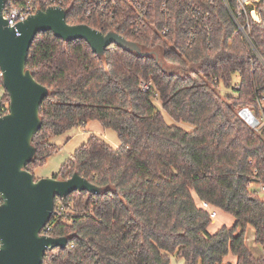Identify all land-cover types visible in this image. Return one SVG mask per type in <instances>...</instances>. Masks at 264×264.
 Here are the masks:
<instances>
[{"label": "trees", "instance_id": "trees-1", "mask_svg": "<svg viewBox=\"0 0 264 264\" xmlns=\"http://www.w3.org/2000/svg\"><path fill=\"white\" fill-rule=\"evenodd\" d=\"M229 6L237 14L235 0ZM67 8L68 24L116 31L157 51L159 60L116 44L100 57L82 39L37 33L27 67L50 93L40 107L37 154L27 170L58 151L50 138L90 120L120 139L114 147L91 133L53 176L78 172L105 190L56 197L42 233L69 242L47 251L43 264H172L173 256L184 264H234L226 261L230 254L235 264H264V253L256 256L246 244L252 226L264 252V199L251 186L264 185V125L256 129L240 114L250 108L264 120V0L250 9L248 37L225 0L206 5L211 25H195L184 9L170 20L157 14L154 25H132L87 15L83 0H67ZM165 26L170 32L162 36ZM221 86L235 93L223 94ZM9 104L5 91L0 117ZM196 197L235 216V224L210 233L213 219Z\"/></svg>", "mask_w": 264, "mask_h": 264}, {"label": "water", "instance_id": "water-1", "mask_svg": "<svg viewBox=\"0 0 264 264\" xmlns=\"http://www.w3.org/2000/svg\"><path fill=\"white\" fill-rule=\"evenodd\" d=\"M4 7L5 0H0V69L10 98L8 113L0 117V264H43L47 251L65 248L69 242L66 236L42 234L53 215L56 197L84 190L100 194L105 188L78 172L67 179H36L26 168L37 154L33 139L42 126L40 107L50 93L27 67L37 33L51 31L64 41L82 39L100 57L112 44L140 56L154 54L157 60L159 54L143 50L116 31L105 34L86 24L70 25L67 10L59 7L39 10L12 27L4 17ZM244 110L252 114V118H244L255 128L259 120L252 110Z\"/></svg>", "mask_w": 264, "mask_h": 264}, {"label": "built area", "instance_id": "built-area-1", "mask_svg": "<svg viewBox=\"0 0 264 264\" xmlns=\"http://www.w3.org/2000/svg\"><path fill=\"white\" fill-rule=\"evenodd\" d=\"M88 3L86 10L87 15L104 17L114 23L118 18L125 19L132 25H154V21H158L157 14H164L169 17V20L174 16V13L180 9L188 11L192 18L197 22L195 25H211L210 10L206 8L208 3H213L214 0H83ZM229 11L237 24L238 31L244 33L248 37V32L251 30L250 9L254 5L255 0H235L237 6V14L234 13L230 6L229 0H225ZM50 7H59L67 10V0H5L4 17L9 22V25L15 27L18 23L24 22L30 16L34 15L39 10H47ZM252 16L256 18V12H252ZM238 17L244 19L241 24ZM165 25V24H164ZM170 25V24H166ZM170 32V28L165 26L161 35L166 36ZM192 32V31H191ZM3 73L0 69V77ZM150 84L141 83L143 89H148ZM244 109L240 111L244 118ZM246 118V117H245ZM244 118V119H245ZM246 120V119H245ZM247 121V120H246ZM248 122V121H247ZM261 190L264 191V185H261ZM259 193V191H258ZM1 198V197H0ZM2 200V199H1ZM198 205L206 210L210 217H216L217 212L213 210L211 203L205 200L198 199ZM43 234V233H42Z\"/></svg>", "mask_w": 264, "mask_h": 264}, {"label": "rangeland", "instance_id": "rangeland-1", "mask_svg": "<svg viewBox=\"0 0 264 264\" xmlns=\"http://www.w3.org/2000/svg\"><path fill=\"white\" fill-rule=\"evenodd\" d=\"M258 14L256 13V18H258ZM171 68V67H170ZM240 80V76L237 74L234 77V83H238ZM221 92L223 94H234L235 90L234 88H225L224 86H221ZM2 93L4 95V87L0 86V100L3 97ZM159 103V101H157ZM250 109V108H249ZM252 110V109H250ZM259 120V123L255 127L256 129H261L264 125V120L262 117L259 118L257 112L252 110ZM166 120L169 123L173 122V119L165 114ZM183 126L186 128H190L191 126L187 123H183ZM91 133H96L97 135L105 138L111 145L114 147H118L120 144V139L118 132L112 128H105L102 124H100L98 121L90 120L85 126H79L75 127L61 135H56L50 138V142L56 144L59 149L56 153L52 154L47 161L43 164L38 166L33 174L36 179L40 178H47V177H53L55 174H57L63 163L69 159L74 151L81 146L88 138V136ZM254 189L259 191V195L262 199H264V191L261 190V185L253 183L251 185ZM213 210H216L217 215L213 218L212 223L210 227L208 228V231L210 233H215L221 226L227 225V226H233L236 222L235 216L232 214L226 213L224 211L219 210L218 208H213ZM254 230L252 226H248L247 232L248 237L250 234V231ZM256 248V246H255ZM255 250V249H253ZM227 262L236 263V257L232 254H230L226 258ZM172 264H184L182 260L178 259L176 256L172 257Z\"/></svg>", "mask_w": 264, "mask_h": 264}, {"label": "crops", "instance_id": "crops-1", "mask_svg": "<svg viewBox=\"0 0 264 264\" xmlns=\"http://www.w3.org/2000/svg\"><path fill=\"white\" fill-rule=\"evenodd\" d=\"M4 91H5V89H4ZM2 96H3V93H2ZM198 199L199 198L196 197L197 203H198ZM219 210H221V209H219ZM246 244L256 256H261L264 253L263 250H261V248L256 244V241H255V230H251L250 231L249 237H248V232L246 233ZM255 246H256V248H255ZM253 249H255V250H253ZM180 260H182V259H180ZM182 262L184 263L183 260H182Z\"/></svg>", "mask_w": 264, "mask_h": 264}, {"label": "bare ground", "instance_id": "bare-ground-1", "mask_svg": "<svg viewBox=\"0 0 264 264\" xmlns=\"http://www.w3.org/2000/svg\"><path fill=\"white\" fill-rule=\"evenodd\" d=\"M244 115L246 118H252V114L249 111H244Z\"/></svg>", "mask_w": 264, "mask_h": 264}]
</instances>
